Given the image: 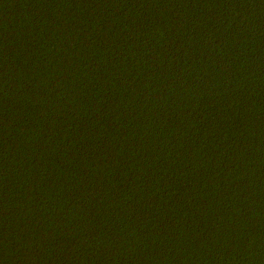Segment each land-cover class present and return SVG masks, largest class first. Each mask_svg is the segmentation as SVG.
Segmentation results:
<instances>
[{"label":"trees","instance_id":"1","mask_svg":"<svg viewBox=\"0 0 264 264\" xmlns=\"http://www.w3.org/2000/svg\"><path fill=\"white\" fill-rule=\"evenodd\" d=\"M0 264H264V0H0Z\"/></svg>","mask_w":264,"mask_h":264}]
</instances>
